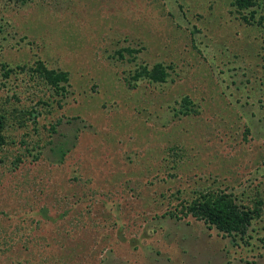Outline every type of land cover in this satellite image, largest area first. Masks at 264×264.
I'll use <instances>...</instances> for the list:
<instances>
[{
    "label": "rangeland",
    "instance_id": "374dc122",
    "mask_svg": "<svg viewBox=\"0 0 264 264\" xmlns=\"http://www.w3.org/2000/svg\"><path fill=\"white\" fill-rule=\"evenodd\" d=\"M254 8L0 0V264H264V5ZM39 61L67 73L64 88L32 73ZM157 63L164 81L135 77ZM215 191L262 201L244 239L169 214Z\"/></svg>",
    "mask_w": 264,
    "mask_h": 264
},
{
    "label": "trees",
    "instance_id": "16d2710c",
    "mask_svg": "<svg viewBox=\"0 0 264 264\" xmlns=\"http://www.w3.org/2000/svg\"><path fill=\"white\" fill-rule=\"evenodd\" d=\"M264 0H233V5L238 11H250L251 18H254L256 10L254 7L264 5ZM254 8V9H253ZM246 21H249L247 15L243 16ZM261 17L258 23L262 24ZM4 67H6L4 65ZM13 69H7L5 73L8 77ZM32 73L37 75L43 83H46L49 88L61 89L64 88V82L68 81V75L65 71H57L48 68L42 61L38 62ZM169 72L167 67L162 63L155 64L152 68L147 65L137 69L136 78L147 77L153 81H164ZM17 109V108H16ZM31 115L36 111L26 110ZM26 111L21 110L22 114L26 115ZM18 113V111H17ZM8 112L0 109V147L6 143L3 135L7 123ZM20 160V159H19ZM262 201L255 200L253 204L240 203L232 193L224 191L206 192L196 196L191 202L183 203L180 211L176 209L169 211L171 217L185 218L190 215L198 220H203L210 227L217 228L220 232L228 236H240L242 239L248 236L249 228L254 220L262 216Z\"/></svg>",
    "mask_w": 264,
    "mask_h": 264
}]
</instances>
